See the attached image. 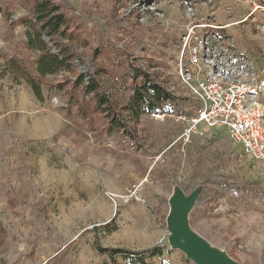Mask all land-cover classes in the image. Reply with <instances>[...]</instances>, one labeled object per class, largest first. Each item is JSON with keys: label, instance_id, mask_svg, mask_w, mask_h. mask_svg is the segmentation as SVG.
Listing matches in <instances>:
<instances>
[{"label": "rangeland", "instance_id": "rangeland-1", "mask_svg": "<svg viewBox=\"0 0 264 264\" xmlns=\"http://www.w3.org/2000/svg\"><path fill=\"white\" fill-rule=\"evenodd\" d=\"M54 2L72 23V39L59 43L73 70L39 78L18 22L33 18L31 2L0 0V264L136 263L114 249L148 264H195L169 245L176 192L197 195L187 214L194 234L238 264H264V162L223 128L203 126L185 143L200 101L181 80L219 68L246 83L264 111V0ZM13 60L30 69L42 102L14 79ZM134 67L175 95L160 114L141 115L137 145L105 132L91 96L54 88L80 73L124 106Z\"/></svg>", "mask_w": 264, "mask_h": 264}, {"label": "trees", "instance_id": "trees-1", "mask_svg": "<svg viewBox=\"0 0 264 264\" xmlns=\"http://www.w3.org/2000/svg\"><path fill=\"white\" fill-rule=\"evenodd\" d=\"M33 18H21L19 23L25 26L23 47L30 53L37 54L30 62L29 67L39 78L55 76L61 72L71 73L73 70V57L70 52L62 47L59 40L72 39V23L62 12L54 0H30ZM52 49L55 52H52ZM8 69L14 75L15 80H23L30 87L33 95L39 102L43 101L40 84L26 69L24 61H8ZM11 66V68H10ZM133 94L127 104L119 106L111 102L99 91L98 83L94 78L85 79L83 74H76L74 82L65 79L57 83L54 88L59 92H67V86L71 90H78L85 96H91L94 110L104 115V130L107 134L115 133L127 136L133 144L137 145V127L143 114L158 115L163 110L164 104L172 105L174 97L165 90L157 78L151 76L142 68L132 69ZM168 105V106H169ZM108 252L107 250H100ZM112 255L130 254L137 256L135 264H148L140 253L114 249Z\"/></svg>", "mask_w": 264, "mask_h": 264}, {"label": "built area", "instance_id": "built-area-1", "mask_svg": "<svg viewBox=\"0 0 264 264\" xmlns=\"http://www.w3.org/2000/svg\"><path fill=\"white\" fill-rule=\"evenodd\" d=\"M192 50L190 64L198 65V48L194 46ZM198 76L192 83L188 71L181 74L182 82L200 101L188 122L189 129L182 135L183 141L190 142L195 134L202 136L203 126L223 128L243 153L264 162V111L250 99L247 84L212 66ZM165 90L175 96L168 88ZM183 119L178 115L177 120Z\"/></svg>", "mask_w": 264, "mask_h": 264}, {"label": "water", "instance_id": "water-1", "mask_svg": "<svg viewBox=\"0 0 264 264\" xmlns=\"http://www.w3.org/2000/svg\"><path fill=\"white\" fill-rule=\"evenodd\" d=\"M196 196L193 193L185 197L176 192L171 197V210L167 219L170 247L182 251L195 264H238L225 253L211 247L189 229L187 214Z\"/></svg>", "mask_w": 264, "mask_h": 264}]
</instances>
